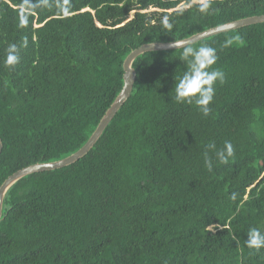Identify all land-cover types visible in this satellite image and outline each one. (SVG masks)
<instances>
[{
  "label": "trees",
  "instance_id": "trees-1",
  "mask_svg": "<svg viewBox=\"0 0 264 264\" xmlns=\"http://www.w3.org/2000/svg\"><path fill=\"white\" fill-rule=\"evenodd\" d=\"M25 2L0 0V185L86 142L132 49L264 14V0H212L207 15L201 0H70L69 16L34 10L21 28ZM24 37L21 62L5 68L8 44ZM192 45L216 48L225 73L211 114L171 100L182 48L138 56L132 91L93 147L6 192L0 264H264V249L244 244L249 228L264 230V22ZM225 141L234 158L209 172L204 146Z\"/></svg>",
  "mask_w": 264,
  "mask_h": 264
},
{
  "label": "clouds",
  "instance_id": "clouds-1",
  "mask_svg": "<svg viewBox=\"0 0 264 264\" xmlns=\"http://www.w3.org/2000/svg\"><path fill=\"white\" fill-rule=\"evenodd\" d=\"M27 11L22 12L19 18V26L25 27L28 21V12L34 10H58L59 14L67 17L70 15V0H63L57 3V0H26L23 6ZM212 0H201L198 11L207 15L211 11ZM163 29L171 31L173 23L170 17L165 15L161 19ZM240 36L227 37L223 42V47L227 48L234 41H239ZM28 45L27 37H24L19 44L9 43L5 49L3 66L9 70L14 69L20 62V50ZM154 46L152 44L149 45ZM182 47L179 59L184 63L185 70L178 77H175V83L171 95V100L177 104H195L204 117H208L212 109L210 104L215 96V85L217 81L220 84L225 82V73L219 68H213L217 63V49L210 45L194 46L192 44L179 45L178 42L171 40L168 44L169 48L175 49ZM211 153V155H210ZM235 156V148L231 141H225L222 148H217L215 142H209L204 146L203 160L204 165L209 172L213 171L214 165H226ZM236 194L232 193L231 199L236 200ZM211 230V229H210ZM248 239L244 241L248 249H254L257 252L264 249V230L260 227L249 228L247 232Z\"/></svg>",
  "mask_w": 264,
  "mask_h": 264
},
{
  "label": "water",
  "instance_id": "water-1",
  "mask_svg": "<svg viewBox=\"0 0 264 264\" xmlns=\"http://www.w3.org/2000/svg\"><path fill=\"white\" fill-rule=\"evenodd\" d=\"M262 22H264V14L247 16V17H243L240 19H236L233 21H229V22H226L220 25L210 27L203 31L194 33L188 37L174 40V41L178 42L179 45L192 44L201 39H204L206 37H209V36L221 33V32L237 29V28L247 26L250 24L262 23ZM169 42L170 41H166V42L153 41V42L143 43L139 45L138 47L132 49L127 54V56L124 58L123 63H122L123 83H122V87L119 93L116 95V97L111 102L109 107L105 110L104 114L100 118L95 129L93 130L91 135L88 137L86 142L78 150L58 160L48 161V162H37V163L30 164L28 166H25L23 168H20L17 171L13 172L11 175H9L1 183L0 185V219L2 215V205H3V199L5 197V194L15 182L20 180L22 177L35 173V172L59 169L61 167L72 164L78 159H80L81 157H83L93 147V145L100 138L103 131L105 130L109 122L112 120V118L115 116L117 111L122 107V105L128 99L132 91L133 84L136 79V72L133 68L134 60L138 56L144 54L145 52L173 49V48L168 47ZM150 44L154 46L150 47L149 46ZM179 48H182V47L178 46L175 49H179ZM1 150H2V141L0 139V153H1Z\"/></svg>",
  "mask_w": 264,
  "mask_h": 264
},
{
  "label": "rangeland",
  "instance_id": "rangeland-1",
  "mask_svg": "<svg viewBox=\"0 0 264 264\" xmlns=\"http://www.w3.org/2000/svg\"><path fill=\"white\" fill-rule=\"evenodd\" d=\"M181 4H182V3H181ZM130 16H132V12H131ZM210 229H211V230H213V229H214V227H210Z\"/></svg>",
  "mask_w": 264,
  "mask_h": 264
}]
</instances>
